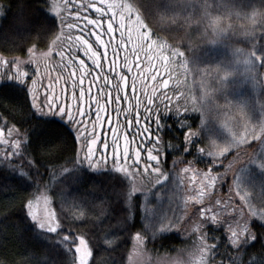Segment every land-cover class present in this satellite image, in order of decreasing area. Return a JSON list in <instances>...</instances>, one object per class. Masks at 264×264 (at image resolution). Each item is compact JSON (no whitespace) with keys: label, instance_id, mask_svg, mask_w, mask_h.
Listing matches in <instances>:
<instances>
[{"label":"snow or ice","instance_id":"1","mask_svg":"<svg viewBox=\"0 0 264 264\" xmlns=\"http://www.w3.org/2000/svg\"><path fill=\"white\" fill-rule=\"evenodd\" d=\"M194 3H199L201 13L195 19L191 17L185 18L187 24H196L197 26L203 25L204 32L202 36H206L209 31L211 33L210 43H216L229 28L231 24L227 26L223 25L225 19L231 17H224L220 15H212L209 4V0H167V6L170 8L177 7H191ZM99 4V6H97ZM218 8L229 6L224 3V0H220L217 5ZM77 8H82L85 12L89 9H93L98 15L97 19H88L87 15L77 19L84 21L80 26V31L85 33L89 38L94 37V43L97 48L103 49V52L93 49V44L89 42V39L85 38V35H80L75 38L68 37V45L66 50L54 52L57 46H60V42L63 40L62 33L64 28L72 29L74 25H66L63 17L59 13H54L56 19L60 20L59 29L60 32H55L51 44L48 47L46 53H40V56L58 55L60 58V67L69 68L75 64L79 71V76L75 79L72 77L75 75L73 72H69V79L72 80L71 90L72 95L68 96L64 94V90H61L60 94H53L51 85L48 86V90L44 93L43 106L37 103L36 92L38 89L35 87L40 75L39 67L34 68V75L31 77L25 71H21L18 65L22 62L13 57L12 60H6L0 56V65L11 64L16 70L14 75L7 76L5 79L0 80V92L4 90H13L19 94L17 85H26L27 94L30 100L31 108L38 113L41 117L51 116V119L44 120L43 128L38 133L35 140L29 136L27 132L20 133L17 131V135L20 139L14 140L11 143L12 152L8 153L4 157L0 158V163L6 164L9 169L17 173L16 179L19 184L32 185L37 182L40 177V167L45 162L53 159L59 160L65 156L66 153H72L71 157H68L72 164V168L65 167L63 172L68 176H79L83 173L84 176H91L92 173L97 171H107L115 173L117 175L123 174L124 177L131 176L133 180H136L137 173L130 171L131 169H140L142 161V149L136 147L131 149L130 145L135 143V137L131 140L128 137L127 132H122L121 129L132 126L131 121H126L124 125L119 127H112L111 141V165L108 164V148L107 138H104L103 149L100 150L101 154L97 156V149L94 145L100 139L97 133V128L100 127L106 117L104 113L106 111L105 104L101 103V99H98L92 94L91 88L93 82L100 77L92 74L88 66L85 64L84 59H80L77 56V52H80L98 71H103L102 61L104 64H108L107 71L115 73L117 84L114 86L116 89V96L114 103L116 105L114 111L119 114L121 112L120 102L121 100L128 101V95L121 96L123 91L121 82L125 81L124 75L117 69L123 68L128 73H131L132 79V98L135 100L134 104L129 103L128 107L123 111L126 114H131L132 108L136 109L135 113V127L136 135L144 137L150 132V125L147 123L141 124L142 110L145 121L151 119L157 126V132L161 127L162 116L159 105H163L165 111H168L169 104L171 103V97L167 95L163 90L169 86V78L175 79V86L177 90L180 87L185 86L187 82V75L192 71L201 73L200 86L202 89V95L197 98L196 96H190V104L188 100L185 101L183 106V113L180 112V108L177 107L173 111L169 112V115L175 117L176 122L181 128H187L188 132L183 137V143L185 147L182 151H189L188 146L192 145L193 137L200 135L198 130H192L189 124L181 123V120L188 116L189 110L193 113H199L200 122L202 125L207 124V99L209 95L210 85L207 83L203 74V70L199 68H190L189 60L185 54V51L180 47H172L166 42H161L158 39H153L154 32L145 23L140 10L129 0H94L92 3L79 4ZM235 6H232L231 10H234ZM235 14L240 16V12L236 11ZM103 17H110L107 20H103ZM56 19H49L47 21L48 30L56 27ZM247 21L246 24L241 26L239 32L248 43L247 48H237L235 53L238 56L244 57V64L247 66V75L255 80L256 74L253 70L256 68V62L260 61V66L264 67V44L257 46V32L264 35V4L260 8H253L250 14L245 15ZM91 28L89 31L88 29ZM197 31L199 28L196 29ZM119 35V40L116 39V35ZM107 37V39H105ZM187 38L189 47L192 46L191 32L185 31L184 37ZM111 48L113 59L109 63L108 49ZM28 54L30 57L29 63H32L37 53L34 47L28 48ZM124 52L123 64L117 63L115 57L118 53ZM257 52L260 55H257ZM143 53L141 56L140 54ZM131 57V58H130ZM146 67L141 68V62ZM133 67L137 69L133 72ZM177 68L181 71L177 73ZM216 72L223 73L219 76L216 91L221 90L227 86L226 82L228 77L232 73L227 67L217 68ZM87 76H91V80L88 83V87H85L84 80ZM160 78V83H152L149 86V81L155 82L157 78ZM184 77V79H181ZM31 80V84L28 80ZM105 85L109 84V77L103 76ZM138 80L143 81L141 92L143 99L139 98L136 93V84ZM9 81H15V84L8 83ZM67 82V81H66ZM261 84H264V79L260 80ZM98 88H103L104 85H97ZM78 88V95L75 94ZM190 91V89H189ZM185 93H180L183 97ZM87 96V99H85ZM102 98L106 99V95ZM157 100L159 103H157ZM71 101V102H69ZM94 109V110H93ZM239 115L245 117L243 107L240 106ZM95 117L89 125L91 117ZM58 117V119H57ZM246 120V117H245ZM111 124L112 122L109 121ZM119 124V121L116 122ZM229 131H231L229 129ZM245 134L243 136H237L233 134V138L223 144L217 143L216 140H210L211 150L207 153L210 163L215 165L217 162L221 166H224L223 161L227 158V154L232 151L238 150L242 143H246L249 137L253 141H259L264 145V120H261L259 124H251L245 122L244 124ZM52 139L55 142L48 144L44 143V140ZM121 140L123 144L121 145ZM84 141L83 144L80 142ZM8 141L3 139V129H0V144H7ZM152 145L145 149L147 152L144 157L143 169L139 172V175L155 174L157 177V183L160 178H167L165 173L161 170V157L159 155V149L157 144L160 143V138L157 135L155 141L149 140ZM174 148L176 146H173ZM23 149V150H21ZM198 153H204V148H197ZM155 153V154H154ZM13 155L17 159L23 158L27 163V171H20V168L12 166L10 157ZM28 157H32L28 159ZM129 157H131L132 163L129 164ZM235 159V158H234ZM257 163V161H252ZM191 164L192 161H187ZM86 166V167H85ZM22 167V166H21ZM225 167V171L213 174L212 167H209L207 172L204 173L207 179V187H214L217 182H223L227 179L228 172L232 171L233 163L229 162ZM258 167L264 170V153L258 159ZM88 170H92L90 173ZM180 171L188 173L192 171L191 168L185 167ZM194 179V177H193ZM241 177L233 173L232 184L237 189L236 196L239 197L240 205L221 204V201L217 199L215 201V207L224 208V219L213 210L211 206H203L205 201L203 200L204 191L201 190L197 196H189L185 201V210L175 220L169 221L168 224L161 223L160 230L166 232L169 228L173 231H178V225L185 219H191L188 214V200H191L198 205L196 208L195 216L197 220L194 224L192 235H198V241L195 247V255L197 256L196 264H216L217 249L220 247V239L216 236L209 237L205 228L211 226L213 229L223 228L227 226L226 235L224 240L227 242L228 247H235L237 251L243 249L251 241L256 240V234L253 229V223L259 224L264 229V207L254 208L248 201V193L240 194L238 189L240 188ZM232 190V186L229 187V191ZM132 191L135 192L136 188L133 187ZM39 200V198H37ZM45 205L50 203V199L44 198ZM23 208L27 218L32 222L34 229L39 230L40 233L47 234H59L61 231H67L70 234L74 232L72 228H63L60 221L56 219L55 213L45 209L43 214H38L34 211V203L32 199H27V203H23ZM84 213H80V217H83ZM79 219V217L77 218ZM264 236V231L261 232ZM137 239L142 243H147V239L137 235ZM215 240V243H209V240ZM61 243L67 248V251L74 252L75 257L73 264H89V257L91 251L88 247L87 241L83 235L76 236L64 235L61 238ZM71 245L70 248L67 246ZM193 255V253H190ZM264 261V258H261ZM158 264H165L161 261ZM175 264H181L179 260L175 261Z\"/></svg>","mask_w":264,"mask_h":264},{"label":"trees","instance_id":"2","mask_svg":"<svg viewBox=\"0 0 264 264\" xmlns=\"http://www.w3.org/2000/svg\"><path fill=\"white\" fill-rule=\"evenodd\" d=\"M131 1L140 10L145 23L153 30V39L178 47L179 27L166 16V10H170L167 0ZM0 6V56L6 60H12L13 57L24 59L29 55L28 48L34 47L36 51L48 48L54 33L60 32V20L52 13L50 0H0ZM49 19H56V27L50 30L47 28ZM10 75L14 73L10 71L1 80ZM17 88L19 94L13 90L0 92V129H3V139L8 141L7 144H0V158L12 152V141L21 138L17 131L27 132L35 140L43 128L44 120L52 118L41 117L31 108L26 85H17ZM170 95L174 98L172 93ZM172 98L168 111L159 105L162 116L159 132L156 124L152 122L154 136L158 135L160 138L158 144L162 149V171L168 173L173 163L179 161L182 165H193L205 171L212 167L213 174L224 172V166L241 148L227 154L223 161L224 166L219 162L212 165L200 129V115L189 110L188 116L181 123L189 124L200 135L193 137L192 145L188 146L189 151H182L185 147L183 137L188 129L181 128L175 117L169 115V112L180 105H176ZM179 108L183 113V108ZM43 142L51 144L55 141L49 138ZM256 146L257 142H252L245 148ZM197 148H204L205 152L198 153ZM71 155L69 152L59 160L45 162L40 167L37 182L30 186L19 184L17 173L12 172L6 164L0 163V264H73L75 253L67 251L61 243L62 236L69 235L71 238L73 234L83 235L88 242L91 248L89 264H129L128 257L133 241L137 235H141L144 228L141 193L146 185L152 188L157 180L151 179L146 184L138 179L134 181L130 176L124 177L123 174L107 171L92 173V170H88L92 173L91 176H84L83 173L79 176H68L63 169L72 168L68 159ZM10 159L12 166L20 168V171L28 170L23 158L17 159L13 155ZM187 161L192 163L188 164ZM223 184L226 192L231 186V179L228 178ZM133 187L136 188L135 192L132 191ZM45 197L50 199L48 206L62 227L72 228L73 233L61 231L59 234H47L34 229L26 216L23 203L32 199L35 206L37 198L39 203L44 202ZM128 198L130 203H127ZM81 212L84 213L83 217H80ZM253 229L256 240L237 251L236 248L227 246L222 229L208 227L207 235L216 236L221 241L217 249L216 264H264L261 260L264 258V236L261 235L264 229L256 223H253ZM196 238L186 239L175 232H169L150 242L147 247L154 255L174 254L189 244L196 243ZM209 241L216 242L211 239ZM67 247L70 248L71 245Z\"/></svg>","mask_w":264,"mask_h":264},{"label":"rangeland","instance_id":"3","mask_svg":"<svg viewBox=\"0 0 264 264\" xmlns=\"http://www.w3.org/2000/svg\"><path fill=\"white\" fill-rule=\"evenodd\" d=\"M92 2H94V0H50V7L52 9L50 10L52 13H59V15L63 17L66 25L75 26L72 29H68L67 27L64 28L62 33L63 40L60 42V46H57L54 49V52L66 50V47L69 43L68 37L75 38L80 35H85V38L89 39V42L93 44V49L96 50L95 48L97 46L94 43V37L89 38L85 33L80 31V26L83 25L84 21L82 19H77V16L83 17L85 15H87L88 19L90 20L98 18V15L93 9H89L87 12H85L82 8H77V3L86 5ZM129 2L132 3L131 0H129ZM219 3L220 0H209V4L211 5L210 11L212 15H220L224 17L230 16V19H225L222 23L224 26L231 24L232 27L229 28L228 31L225 32L216 43L209 42L212 38L210 31L206 36L201 35L204 32L203 25L197 26L196 24L186 23L185 18L191 17L192 19H195L200 15L201 8L199 3H194L191 7H177L166 10V16L170 17V22L176 23L179 27L180 34L178 39L180 40V43H178V47L185 51V54L189 60V67L203 70L206 81L210 85L207 99V124L202 125L200 122L201 133L209 151L211 150L210 140L214 139L217 141V143L223 144L232 140L233 134L237 136H243L245 134V122L259 124L261 120H264V84L260 83V80L264 79V67L260 66L259 60L256 62V68L253 70L254 74H256V78L253 80L246 74L247 66L243 62L244 57L234 54L235 49L248 47V43L245 38L239 34L241 26L247 23L245 15L250 14L253 8H260L264 2L252 3L247 0H224V3L229 6L228 8H218L217 5ZM97 6H99V4H97ZM232 6H235V8L234 10L230 11ZM1 11L2 10L0 6V14ZM236 11L240 12V16L235 14ZM197 28H199L198 31L196 30ZM88 30L90 31L91 28ZM185 31L191 32V47L188 45L187 38L182 39V37H184ZM117 38L119 39V35ZM105 39H107V37H105ZM260 44H264V35H262L258 30L257 46ZM47 51L48 48L36 51L37 57L32 63H29V55L22 60L19 59L22 63L18 65L20 70L27 72L30 77L34 75V68L39 67L40 75L37 77L38 82L35 87L38 89L36 92L37 103L41 106H43L44 93L48 90L49 85H51L53 89V94H60L61 90L63 89L65 95L71 96L73 94L71 90L72 80L69 79L68 74L69 72L75 73L72 79H75L79 76V71L75 64L69 68H61L60 58L58 55L43 57L39 55L40 53H46ZM76 54L80 59L85 60V64L88 66V69L92 74L100 77L98 80L93 82L91 91L92 94L98 99H101V103L105 104L106 106V111L104 113V116L106 117L105 122L97 128V133L100 136L97 144L94 145V148L98 150L97 156L101 154L100 150L103 149L104 138L106 137L107 143L109 145L108 164L109 166L111 165L112 132L110 131V128L119 127L120 125H124L126 121H131L132 126L130 128H122L121 131L127 132L130 140L135 137V143L131 144L130 148L135 149L136 147H139L142 149V161L139 170L133 168L130 171L136 172V179L144 181L146 184L151 179L157 180L155 174L139 175V172L142 171L143 164L145 162L143 158L147 155L145 149L152 146L149 143V140L151 139L155 141L156 138L152 129V120L149 119L145 121L144 114L141 110L140 123H147L150 125L151 130L144 137L137 136V130L135 127L136 109L133 107L131 114H126L123 111L124 108L128 107L129 103H135V100L132 98V74L128 73L123 68H120L119 70L117 69L122 75L124 72H127L126 76H124L125 81L121 82L123 91L120 93V95H128L129 97L128 101L123 99L121 100V112L117 114L114 111L116 107L114 100L117 94L114 87L117 84L115 73L108 72L107 68L109 65L104 64L103 61L102 67L104 70L98 71L97 69L93 68L91 63L80 52H77ZM108 54L110 63L113 59V54L110 47L108 49ZM141 54L143 55V53ZM257 55L259 56L260 53L257 52ZM123 56L124 52L120 51L118 56L115 57L117 63L123 64ZM144 67H146V65L141 62V68ZM218 67H227L232 75L228 77L226 82L227 86L216 91L214 89L217 87L219 76L223 74H218L216 72ZM15 70L16 69L13 66H8V64L0 65V80L2 79L1 77L3 75L9 74L10 71L15 73ZM136 71L137 69L133 67V72ZM180 71L181 70L177 68V73ZM103 76L109 77V84L105 85ZM164 78L169 79V86L163 91L166 92L169 97H171L170 93H172L174 98H171L176 105L180 103L179 107L183 108L186 100H188L190 103V96H196L199 98L202 95V89L200 86L201 73L199 72L192 71L188 73L186 85L180 87L179 90H177L175 86L174 78H169L167 76ZM181 79H184V77H181ZM90 80L91 76H87L85 78L84 84L86 88L88 87ZM28 83L31 84L30 79L28 80ZM139 83H141L140 86ZM152 83L159 84L160 78L158 77L155 82L149 81V85ZM98 84L104 85V87L102 89L98 88ZM142 86L143 81L138 80L136 84V93L141 99H143V94L141 92ZM180 93H185V95L181 97ZM75 94L78 95V88ZM105 95L106 99L102 98ZM85 99H87V96ZM157 103H159L158 100ZM240 106L243 107L246 120L245 117H241L239 115L238 109ZM94 119V116L91 117L89 120V125H91V121ZM109 121L112 123L110 124ZM117 121H119V124L116 123ZM229 129L231 131H229ZM252 142H257V146L254 148H245V146ZM80 143L83 144L84 141H81ZM120 143L122 145L123 140H121ZM159 145L160 144H157L156 146L159 149L162 165V149ZM240 148L241 150H239L229 161L233 163L232 171L228 172L227 176V179H231V191H229V186L228 190L224 192V181L217 182L214 187H207L208 182L204 176V173L207 171L201 170L193 165H182L179 161L176 163L174 162L170 171L165 173L167 177L166 179L160 178L159 182H156L152 188L146 185L143 193H141V207L143 208L144 228L141 235L139 236L146 238L147 243H142L137 239V236L135 237L133 241V247L128 257L129 264H158V262L161 261L165 262V264H175V261L177 260H179L181 264H196L197 256L195 255V247L199 234L192 235V232L194 224L197 220L195 211L199 206L195 205L193 201L188 200L187 211L191 219H185L183 222H181V224L177 226L178 231H173L171 228H169L162 234L160 230L161 223L166 225L169 221H173L178 216H180L185 210V201L187 198L189 196H197L201 190L204 191V196L202 198L205 201V204L203 206L213 207V210L216 211L222 219H224L225 209L222 207H215V201L217 199L221 201L222 205L241 204L239 197L235 194L237 189L232 184L233 173L241 177L240 188L238 189L240 194L243 195L248 193L247 199L254 208L264 207V170H261L258 167V159L261 154L264 153V145H262L259 141H253L249 137L248 141L246 143H242ZM252 161H257V163H253ZM128 163H132L131 157H129ZM185 167L191 168L192 171L188 173L180 171ZM129 198L127 203H130ZM45 209L51 211L50 207L45 205V202L38 203L37 200L36 205L34 206V211L42 215ZM207 228H205V232L208 234ZM218 229H222L226 235V225L223 228H216L214 230ZM169 232H175L176 234H179L180 237L186 239L191 238V240L197 237V241L196 243L189 244L185 249H181L174 254H152L148 250V244ZM208 242L211 243V241ZM88 247L91 251L89 244ZM190 253H193V255H190Z\"/></svg>","mask_w":264,"mask_h":264},{"label":"flooded vegetation","instance_id":"4","mask_svg":"<svg viewBox=\"0 0 264 264\" xmlns=\"http://www.w3.org/2000/svg\"><path fill=\"white\" fill-rule=\"evenodd\" d=\"M109 18H110V17H103L102 19H103V20H107V19H109ZM117 36H118V35H116V39L119 40V39L117 38ZM95 49H96L97 51L103 52V49L100 50V48H97V47H96ZM140 55H142V54H140ZM118 70H119V69H118ZM126 74H127V72H124V73H123L124 76H126ZM140 85H141V83H139V86H140Z\"/></svg>","mask_w":264,"mask_h":264}]
</instances>
